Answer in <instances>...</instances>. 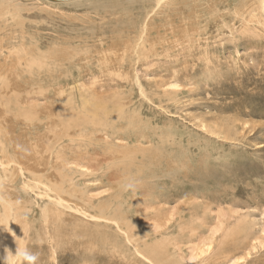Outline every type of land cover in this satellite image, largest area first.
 <instances>
[{"label": "bare ground", "instance_id": "6f19581e", "mask_svg": "<svg viewBox=\"0 0 264 264\" xmlns=\"http://www.w3.org/2000/svg\"><path fill=\"white\" fill-rule=\"evenodd\" d=\"M45 1L51 6H114L129 0ZM132 1L123 10L96 13L102 25L87 27L96 24L88 18L82 30L55 42L51 50L27 38L23 29L17 42H8V51L0 40V264L17 248L29 249L43 264H61L66 251L77 254V260L95 253L104 254L105 262L183 264L172 239H162L166 231L158 234L157 228L141 226L153 214L146 209V195L136 190L138 184L132 192L120 186L129 165L150 152L143 147L148 132L132 130L143 122L139 113H133L138 120L130 119L126 105L112 99L115 95L96 98L92 92L81 97L59 92L45 106L29 104L35 87L22 77L44 73L50 87H63L60 83L77 84L90 75L91 81L124 87L120 82H138L136 65L157 58L208 61L206 47L212 38L236 47L239 42L263 45L264 0ZM13 6L11 0L0 1V24L21 16ZM94 184L105 187L103 197L91 195ZM215 234L191 250L196 264H245L257 246L236 256L217 245L216 254Z\"/></svg>", "mask_w": 264, "mask_h": 264}, {"label": "rangeland", "instance_id": "374dc122", "mask_svg": "<svg viewBox=\"0 0 264 264\" xmlns=\"http://www.w3.org/2000/svg\"><path fill=\"white\" fill-rule=\"evenodd\" d=\"M11 1L21 16L1 21L0 40L6 50L8 42L18 41L22 29L27 38H35L51 50L55 42L70 40L82 30V22L88 18L96 24L89 21L87 27L102 25L96 13L133 4L129 0L114 6L91 2L51 6L45 0ZM220 41L212 38L208 42L209 62L179 56L136 65L138 82H120L124 87L91 81L90 75L79 78L77 84L69 80L60 83L63 87H50L44 73L34 79L25 73L22 82L35 87V95L26 103L45 106L59 92L64 97L66 93L81 97L88 92L97 93L96 98L115 95L112 99L126 105L130 119L140 117L143 121L132 130L149 134L143 147L150 152L129 165L121 176L125 183L120 185L124 189L128 181L135 182L138 193L149 200L146 209L153 216L141 220V226L157 228L158 234L166 231L162 239H172V248L183 264H196L191 250L213 232L216 254L222 247L240 256L257 245L245 264H264V44L239 42L236 47ZM83 83L87 87H82ZM135 112L140 116L135 117ZM94 185L91 195L103 197L105 187ZM163 223L167 225L160 228ZM230 231L236 234L230 236ZM67 252L61 264H122L105 262L104 254H98L99 258L95 253L79 255L82 263L77 254ZM37 263L43 261L38 258Z\"/></svg>", "mask_w": 264, "mask_h": 264}, {"label": "clouds", "instance_id": "9594fccd", "mask_svg": "<svg viewBox=\"0 0 264 264\" xmlns=\"http://www.w3.org/2000/svg\"><path fill=\"white\" fill-rule=\"evenodd\" d=\"M125 191H134L135 190V182H129L124 186ZM38 257L33 254L29 249H16L15 254L13 255L10 251L7 252L5 258V264H36Z\"/></svg>", "mask_w": 264, "mask_h": 264}, {"label": "water", "instance_id": "95a60500", "mask_svg": "<svg viewBox=\"0 0 264 264\" xmlns=\"http://www.w3.org/2000/svg\"><path fill=\"white\" fill-rule=\"evenodd\" d=\"M60 1H62V0H60Z\"/></svg>", "mask_w": 264, "mask_h": 264}]
</instances>
